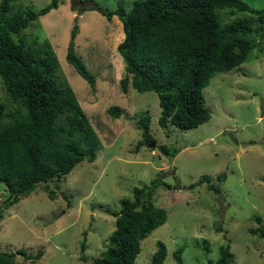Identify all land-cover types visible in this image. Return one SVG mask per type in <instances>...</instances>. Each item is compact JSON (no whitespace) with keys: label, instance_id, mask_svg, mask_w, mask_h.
<instances>
[{"label":"rangeland","instance_id":"obj_1","mask_svg":"<svg viewBox=\"0 0 264 264\" xmlns=\"http://www.w3.org/2000/svg\"><path fill=\"white\" fill-rule=\"evenodd\" d=\"M49 1L15 0L11 10L26 5L38 9ZM96 1L109 9L122 3L127 10L132 2ZM243 1L264 10V0ZM89 6H94L90 0H59L57 7L14 34L28 42L51 44L58 79L74 93L99 146L94 160L82 159L62 177L60 188L53 181L40 182L3 209L0 251L20 248L33 256L42 250L36 259L15 252L17 264H93L94 257L108 246L120 199L132 197L134 186L148 185L165 172L162 179L176 187L155 186L151 200L165 208L166 219L141 239L133 264H151L158 239L167 249L162 264H177L176 248H181L185 264H214L220 245L226 243L235 264H264V238L251 231L259 225L255 214L264 225V49L259 55L252 49L239 69L216 71L210 77L203 88L210 110L207 120L188 129L172 123L162 127L155 91H139L132 85L123 91L120 87L119 79L125 74V62L117 49L124 37L122 21L115 14L107 19ZM219 13L221 22L227 23L250 11L236 5ZM74 26V50L94 75L93 83L65 56ZM0 100L7 101V108L17 106L8 99L1 77ZM113 104L121 106L120 115L109 112ZM144 112L150 115L155 144L147 141L136 147L142 138L138 120ZM159 144L178 151L174 156L165 154ZM202 177L217 184L219 192L209 189L206 181L199 182ZM49 188L55 191L53 197ZM6 195V185L0 182V203Z\"/></svg>","mask_w":264,"mask_h":264},{"label":"trees","instance_id":"obj_2","mask_svg":"<svg viewBox=\"0 0 264 264\" xmlns=\"http://www.w3.org/2000/svg\"><path fill=\"white\" fill-rule=\"evenodd\" d=\"M13 1L0 0V77L8 99L17 104L10 109L7 101L0 100V182L7 189L0 216L4 208L28 195L40 182L53 181L60 188L62 177L82 159L94 160L99 146L98 136L74 93L58 79L51 44L14 37L30 20L57 7L59 0H50L38 9L26 5L11 10ZM90 1L94 5L90 9H97L107 19L115 14L122 21L124 37L117 49L125 62V74L119 79L120 87L123 91L131 85L139 91H155L160 105L157 120L162 127L172 123L188 129L207 120L210 110L203 88L210 77L216 71L239 69L252 49H257V54L264 49V10L252 8L243 0H132L129 10L122 3L109 9ZM236 5L250 13L222 23L219 10ZM76 32L74 26L65 56L93 83L94 75L75 53ZM108 110L113 116L122 112L117 104ZM149 123L150 115L144 112L138 120L142 138L136 147L154 141ZM158 146L171 156L178 151L165 144ZM164 173L153 177L148 185L134 186L132 197L120 199L108 246L94 257L93 264H133L141 239L166 219L165 208L151 200L155 186L176 187L162 179ZM202 181L219 192L214 182L204 177L199 179ZM54 192L48 189L52 197ZM253 218L259 225L251 231L264 238L262 217L255 214ZM81 249H85L84 240ZM41 251L33 256L20 248L15 252L36 259ZM15 252L0 251V264H17ZM166 254L165 243L158 239L151 264H162ZM173 256L177 264H185L181 248H176ZM80 258L85 260L86 256L81 254ZM214 264H235L228 243L220 245Z\"/></svg>","mask_w":264,"mask_h":264},{"label":"water","instance_id":"obj_3","mask_svg":"<svg viewBox=\"0 0 264 264\" xmlns=\"http://www.w3.org/2000/svg\"><path fill=\"white\" fill-rule=\"evenodd\" d=\"M152 145H154L155 144V142L154 141H152V143H151Z\"/></svg>","mask_w":264,"mask_h":264}]
</instances>
